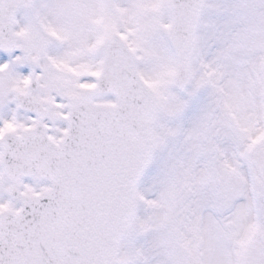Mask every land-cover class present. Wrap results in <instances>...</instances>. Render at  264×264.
<instances>
[{"label":"rangeland","instance_id":"rangeland-1","mask_svg":"<svg viewBox=\"0 0 264 264\" xmlns=\"http://www.w3.org/2000/svg\"><path fill=\"white\" fill-rule=\"evenodd\" d=\"M112 1L119 15L116 30L135 54L137 72L159 103L153 126L154 153L137 186L136 219L131 232L120 241L119 264H226L228 249L239 253L242 239L254 235L256 198L264 207V0H206L191 62V82L182 93L170 84L176 60L165 37L169 0ZM52 2L72 20H81L76 11L80 0ZM45 5V0H36L28 12L17 14L14 31L19 43L28 39L35 22L53 33L49 20L61 18ZM83 11L85 23L98 20L91 0H83ZM107 15L109 11L102 14ZM63 23L67 25L62 27L63 35L70 40L59 48L67 50L64 58L54 59L55 72H48L45 62L43 72L37 74L40 82L47 76L55 78L50 98L57 104L53 119L47 122L54 140L64 133L69 98L90 83L68 80L63 74L73 72L79 60L81 68L85 66L88 46L93 49L106 38V33L97 31L100 28L71 25L68 20ZM8 68L0 67V111L8 112L11 119L21 116L24 124L31 125L32 117L17 115L11 93L34 73L30 69L19 72L16 65ZM44 87L42 84L38 92L41 100L49 98L44 97ZM96 101L111 104L114 99L108 96ZM24 124L16 126L13 121L6 127L20 130ZM22 184L27 194L48 188L45 182L24 180ZM8 189L0 168V209L16 210L19 205L9 198ZM217 210L226 215H217ZM227 222L235 224L230 233ZM252 243L250 252L260 254L264 263L263 242L255 238Z\"/></svg>","mask_w":264,"mask_h":264},{"label":"water","instance_id":"water-1","mask_svg":"<svg viewBox=\"0 0 264 264\" xmlns=\"http://www.w3.org/2000/svg\"><path fill=\"white\" fill-rule=\"evenodd\" d=\"M33 1L0 0V48L13 46V16ZM201 4L202 0L170 3L167 38L177 58L172 85L180 91L189 82ZM106 53L95 87L71 102L64 142L50 143L44 129L37 128L3 143L0 163L15 183L10 193L21 209L0 213V264H117L118 241L134 218L136 184L153 152L151 127L157 104L118 36L112 37ZM105 93L116 96L114 106L90 104L94 96ZM20 108L43 116L29 99ZM30 175L49 181L51 189L33 198L20 195L18 180Z\"/></svg>","mask_w":264,"mask_h":264},{"label":"flooded vegetation","instance_id":"flooded-vegetation-1","mask_svg":"<svg viewBox=\"0 0 264 264\" xmlns=\"http://www.w3.org/2000/svg\"><path fill=\"white\" fill-rule=\"evenodd\" d=\"M24 54H25V57H24V59L26 58V52H24ZM52 56V55H51ZM53 57V56H52ZM29 63H33L32 61H29V60H27ZM74 79L75 80H81V79H84V77H82L81 78V76H75L74 77ZM45 80H53V79H50V78H45ZM46 83H47V86L49 87V88H51V82H49V81H46ZM49 116H50V114H49ZM262 220H263V224H264V216H263V218H262ZM263 235H264V233H262ZM264 238V237H263ZM245 264H247V263H245Z\"/></svg>","mask_w":264,"mask_h":264}]
</instances>
